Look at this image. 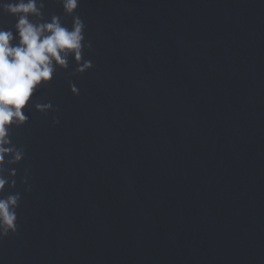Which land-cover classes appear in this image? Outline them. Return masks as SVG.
<instances>
[{
    "label": "water",
    "instance_id": "1",
    "mask_svg": "<svg viewBox=\"0 0 264 264\" xmlns=\"http://www.w3.org/2000/svg\"><path fill=\"white\" fill-rule=\"evenodd\" d=\"M38 3L33 23L71 27L58 0ZM76 14L94 67L72 75L70 58L36 93L58 111L30 105L13 129L26 157L0 198L22 200L0 264H264V0H80ZM15 23L0 8V29Z\"/></svg>",
    "mask_w": 264,
    "mask_h": 264
},
{
    "label": "clouds",
    "instance_id": "2",
    "mask_svg": "<svg viewBox=\"0 0 264 264\" xmlns=\"http://www.w3.org/2000/svg\"><path fill=\"white\" fill-rule=\"evenodd\" d=\"M58 2L65 14L72 17L70 28L57 15L47 22L33 23L31 16H43L44 4L38 0L0 2L4 12L16 17L15 31L0 29V194L17 187L15 166L25 160L26 148L14 142L13 129L28 123L29 106L42 114L58 111L51 101L37 100L36 93L51 84L58 68L69 69L70 58L77 65L72 75H83L94 67L90 60L84 59L85 49L91 50L92 43L86 42V25L76 14L80 0ZM69 87L73 95H80L74 82ZM59 123L58 118H53L54 125ZM20 182L27 186L26 191H31L27 169ZM21 200L20 192L16 191L0 198V241L18 233L17 210Z\"/></svg>",
    "mask_w": 264,
    "mask_h": 264
}]
</instances>
